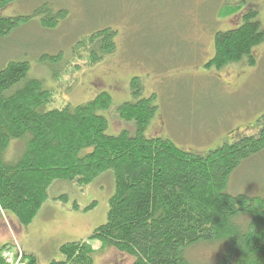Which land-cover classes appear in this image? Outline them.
<instances>
[{"label":"trees","instance_id":"1","mask_svg":"<svg viewBox=\"0 0 264 264\" xmlns=\"http://www.w3.org/2000/svg\"><path fill=\"white\" fill-rule=\"evenodd\" d=\"M14 1L0 0V39L30 21L27 15L1 13ZM38 12L44 13L40 23L46 29L56 27L67 15L63 8L43 7ZM257 14L251 9L244 13L240 26L216 32L211 65L222 68L247 55L250 63L255 62L252 50L264 41ZM116 34L111 27L93 31L75 46V53L92 66L115 51ZM61 56L48 57L57 62ZM29 70L26 59L10 60L0 68V215L13 213L19 224L27 226L51 198L53 185L84 187L104 175L114 180L106 222L87 239L63 243V259L48 264H94L95 255L104 247L132 257L131 264H192L188 253L202 243L222 244L213 264H264V196L228 192L240 165L264 151V127L258 135L200 155L170 139L146 136L158 109L152 96L117 108L122 120L136 122L135 135L128 130L111 135L108 120L101 114L112 102L108 92L87 103L53 107L59 89H70L76 80L75 70L71 81L57 88L28 78ZM55 77L63 82L60 74ZM139 82L134 77L132 86L140 96ZM17 140L23 150L9 160L7 150ZM10 246L0 247V264H7L3 251ZM25 259L42 264L33 254H25Z\"/></svg>","mask_w":264,"mask_h":264},{"label":"rangeland","instance_id":"2","mask_svg":"<svg viewBox=\"0 0 264 264\" xmlns=\"http://www.w3.org/2000/svg\"><path fill=\"white\" fill-rule=\"evenodd\" d=\"M43 7L63 8L67 15L46 29L40 23L44 13L38 12ZM223 9L228 13L221 14ZM251 9L258 12L264 29V0H16L1 13L31 18L0 39V68L10 60L26 59L28 78L39 79L48 88L65 87L75 70L76 80L70 89H59L53 107L87 103L108 92L112 102L101 114L111 135L123 130L135 135L136 122L122 120L117 108L153 96L158 109L146 136L167 138L182 149L206 155L225 143L258 135L264 127V41L252 50L254 63L247 55L222 68L210 64L216 32L240 26ZM108 27L117 31L115 51L86 66L88 59L79 58L75 46L93 31ZM60 53L57 62L48 57ZM57 73L63 82L56 80ZM134 77L140 79V96L134 94ZM19 142L7 150V159L21 154L24 146ZM228 192L264 196V151L240 165ZM50 193L51 199L27 226L19 224L13 213L0 215V247L10 244L24 256L31 252L42 264L63 259V243L87 239L106 222L114 180L104 175L84 187L58 183ZM60 194L67 199H52ZM221 245L199 244L190 249L188 258L192 264H213ZM132 262V257L112 247L101 248L94 257V264Z\"/></svg>","mask_w":264,"mask_h":264},{"label":"built area","instance_id":"3","mask_svg":"<svg viewBox=\"0 0 264 264\" xmlns=\"http://www.w3.org/2000/svg\"><path fill=\"white\" fill-rule=\"evenodd\" d=\"M3 257L7 264H29L19 248H7L3 251Z\"/></svg>","mask_w":264,"mask_h":264},{"label":"crops","instance_id":"4","mask_svg":"<svg viewBox=\"0 0 264 264\" xmlns=\"http://www.w3.org/2000/svg\"><path fill=\"white\" fill-rule=\"evenodd\" d=\"M53 198H54V197H52V199H53ZM50 199H51V198H50ZM48 203H50V202H48ZM16 221H17V220H16ZM51 221L55 222L56 219L51 220ZM12 241H13V240H12ZM12 241H11V242H12ZM15 241L18 243V245L20 244L19 241H18L16 238H15ZM22 247H23V245H22ZM23 249L25 250V252H27V250H26L25 248H23ZM30 254H33V253L30 252Z\"/></svg>","mask_w":264,"mask_h":264}]
</instances>
